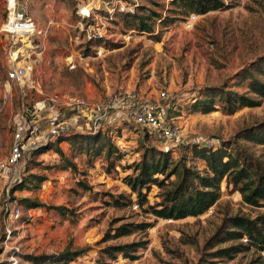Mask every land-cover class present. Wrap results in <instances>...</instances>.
I'll return each instance as SVG.
<instances>
[{"label": "rangeland", "instance_id": "obj_1", "mask_svg": "<svg viewBox=\"0 0 264 264\" xmlns=\"http://www.w3.org/2000/svg\"><path fill=\"white\" fill-rule=\"evenodd\" d=\"M91 1H28L27 15L38 25V35L33 38L36 49L30 56L36 88L22 91L15 86L12 95L6 97L4 83L0 84V264H61L57 258L66 251L76 252V258L68 264H99L105 245L132 242L143 243L132 252L135 258L119 255L112 264H264V251L255 248L233 258L215 254L219 248L233 244H214L217 239L213 237L225 218L264 215V207L248 205L225 181L218 203L201 216L173 220L140 210L135 204L137 196L126 182L133 173L130 165L141 158L143 145L165 150L167 141L124 121L118 128L110 124L113 131L103 130L108 136L101 141L110 139L118 149L110 158L106 149L99 155H89L80 140H66L59 144L63 154L53 146L28 161L26 171L21 173L25 185L14 192L17 199L10 210L4 209L5 191L10 185L5 163L16 124L24 117L45 135L51 126V98L56 93L64 98L79 95L93 102L129 91L157 100L165 91L171 99V118L181 131L169 149L176 161L183 158L189 166L204 171L206 163L194 155V145L222 139L240 143L242 152L264 169V144L246 136L247 129L254 125L264 129V99L233 114L191 108L212 87L255 97L242 77L245 70L264 63V0H224V7L204 15L179 18L168 25L158 20L153 33L132 29L122 15L106 19L108 2L91 12L90 20L83 21L82 26L79 10L85 7L83 11L88 12ZM125 6L170 15L168 0H127ZM9 16V0H0V29ZM90 23L97 26L99 38L88 36L93 29ZM7 49L9 39L0 30L2 82L9 63ZM252 73L260 75L257 70ZM62 112L59 118L89 130L83 114L67 107ZM143 132L150 134L143 138ZM88 133L92 132L83 134ZM66 159L76 167L68 166ZM34 175L43 177L39 184L30 182ZM159 191L156 186L152 188L151 203L159 200ZM25 198L37 200L42 206L31 208L23 203ZM116 199L124 204L118 206ZM16 206L20 207L19 214ZM132 222L152 225L145 231L104 241L116 227Z\"/></svg>", "mask_w": 264, "mask_h": 264}, {"label": "trees", "instance_id": "obj_2", "mask_svg": "<svg viewBox=\"0 0 264 264\" xmlns=\"http://www.w3.org/2000/svg\"><path fill=\"white\" fill-rule=\"evenodd\" d=\"M168 1L170 7L167 10L170 15L166 17L146 7H138L137 11L118 10L114 16H125L132 29L153 33L158 20L162 24L168 25L176 19L189 17L192 14L204 15L225 6L224 0ZM124 2H127V0H124ZM153 4L161 6L157 2ZM84 21L89 20L85 18ZM254 70H257L260 75L252 73ZM243 75L242 83L246 85L248 92L253 93L255 97L233 90L212 87L207 89L191 105V108L203 113H211L221 109L228 114H233L240 108L259 105L261 100L264 99V63L251 71L245 70ZM259 126L262 125H254L247 129L249 133L246 136L249 140L264 144V129ZM243 135L245 136V132ZM107 136L108 134L105 131L100 130L90 134L74 132L67 136L50 139L47 143L30 152L24 171H26L28 161L50 147L56 146L57 151L63 154L59 144L66 140H80L85 144L82 147L83 151L89 155H99L106 149V155L110 158L112 155L117 154L118 149L110 139L101 141L102 138ZM193 150L195 156L205 161L206 170L202 171L195 166H189L183 158L176 161L173 158L172 150L165 151L158 147L143 145L141 158L137 163L130 165V167H133V173L126 178L132 193L137 196L135 204L140 210L157 218L173 220L201 216L220 200L222 196L221 185L224 181L228 186H234V189L239 191L242 199L248 205L264 207V169L242 152L240 143L218 139L215 147L195 144ZM94 152L95 154H93ZM119 156H122V154ZM66 160L68 166L76 167L75 163H72L69 159ZM42 179V176L34 175V179H31L30 182L39 184ZM80 184L87 186L81 181ZM24 185L23 181L13 185L11 202L17 199L13 196L14 192ZM154 186L160 189L156 195L159 200L151 203L149 193ZM22 201L31 208L42 206V203L37 200L33 201L30 198H25ZM128 202V204H132L131 200ZM116 204L120 206L124 203L116 199ZM56 208L61 209L62 207ZM151 225V222L123 223L116 227L115 233L104 241L129 236L137 231H145ZM213 239H217L215 245L233 242V244L219 248L215 252L220 256L233 258L235 255L245 253L253 248L264 251V215L251 217L236 214L229 216L225 218ZM142 244V242H132L105 245L98 262L99 264H112L119 255L135 258L132 252L138 250ZM75 254V251H66L57 260L61 264H68L76 258Z\"/></svg>", "mask_w": 264, "mask_h": 264}, {"label": "built area", "instance_id": "obj_3", "mask_svg": "<svg viewBox=\"0 0 264 264\" xmlns=\"http://www.w3.org/2000/svg\"><path fill=\"white\" fill-rule=\"evenodd\" d=\"M29 0H9L10 16L1 26V32L9 39V49H7L9 63L5 70L6 80L4 89L6 97L12 95L15 86L22 91H31L36 88V81L33 75L34 64L30 61V56L35 51V42L33 38L38 35V25L27 15ZM108 2L109 9L106 19L113 18L116 11H134L133 7L125 6L123 0H92L87 6L88 12L79 10L82 16L81 25L85 18H90V13L100 8L101 3ZM191 17H195L192 14ZM90 20V19H88ZM54 25V24H53ZM89 37H97L95 23H90ZM170 98L167 92H162L159 99L148 100L142 98L135 91L127 93H117L107 96L104 99L90 102L83 96L62 97L60 94H54L51 98L50 109L52 115L48 117L51 126L45 135H40L36 129L35 123L28 122L24 117L17 122L13 132L14 142L8 156L5 166L9 169V182L15 184L21 181V173L25 170V163L31 151L47 143L50 139L60 136H67L74 132L86 133L97 132L100 130L113 129L110 124L120 127L122 121L139 126L143 130L157 135L160 139L167 141L165 151H169L173 142H176L181 131L170 115ZM64 102L65 104H63ZM61 104V105H59ZM63 107L83 114L87 119L89 130L74 125L68 119L59 118L64 115ZM142 133L145 138L150 133ZM44 140V141H42ZM203 146L215 147L217 143L213 139L205 141ZM10 185L5 191L6 199L3 203L4 209L10 210L11 190ZM16 214L20 213V207H15Z\"/></svg>", "mask_w": 264, "mask_h": 264}]
</instances>
